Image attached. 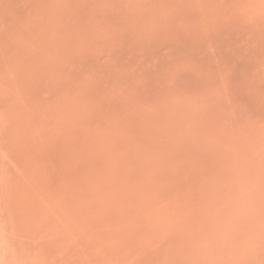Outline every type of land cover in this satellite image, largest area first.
Wrapping results in <instances>:
<instances>
[{
  "label": "rangeland",
  "instance_id": "rangeland-1",
  "mask_svg": "<svg viewBox=\"0 0 264 264\" xmlns=\"http://www.w3.org/2000/svg\"><path fill=\"white\" fill-rule=\"evenodd\" d=\"M0 264H264V0H0Z\"/></svg>",
  "mask_w": 264,
  "mask_h": 264
}]
</instances>
